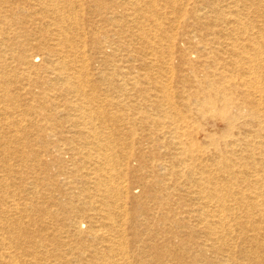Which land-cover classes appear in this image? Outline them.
Here are the masks:
<instances>
[{
    "label": "bare ground",
    "instance_id": "1",
    "mask_svg": "<svg viewBox=\"0 0 264 264\" xmlns=\"http://www.w3.org/2000/svg\"><path fill=\"white\" fill-rule=\"evenodd\" d=\"M192 1L124 0L136 24L126 33L139 46L127 49V67L93 73L82 24L92 0H0V16L18 21L24 34L0 42V172L24 157L45 166L32 145H23L26 152L9 145L34 131L28 117L51 101L71 123L65 131L57 121L59 132L90 145L79 172L89 169L88 179L95 180L83 195L102 198L87 241L76 231L43 253L57 264H72L69 256L75 264H129L124 241L104 231L114 230L117 214L123 221L130 215L135 226L143 215L150 219L158 264H264V0ZM95 4L97 12L104 10L102 0ZM90 37L91 47L107 56V42ZM27 46L34 51L28 54ZM35 55L43 57L41 64L32 61ZM9 58L22 71L11 70ZM23 81L27 88L20 92ZM22 101L26 109L17 104ZM121 131L131 140L125 147ZM0 183L10 186L1 174ZM131 185L142 189L145 201ZM119 201L131 213H123ZM7 203L0 208V264H51L18 260L11 241L28 238L37 223L15 221L11 229L7 213H20V203ZM79 204L61 207L80 215L92 203ZM6 227L14 232L9 243ZM135 251L141 262L147 259Z\"/></svg>",
    "mask_w": 264,
    "mask_h": 264
},
{
    "label": "rangeland",
    "instance_id": "2",
    "mask_svg": "<svg viewBox=\"0 0 264 264\" xmlns=\"http://www.w3.org/2000/svg\"><path fill=\"white\" fill-rule=\"evenodd\" d=\"M92 1V6L89 8L86 17L82 21L85 31L88 32L85 43L87 45L86 48L88 50L89 58L92 57V62L90 63L92 71L93 73H113V66H119L118 71H120V67L125 68L127 67L126 65L129 64L124 62V60H127L130 55L129 50H127L129 46L135 48L139 46L138 42L132 40L126 33L128 29L136 30V24H134L133 21H130V19H132L130 15L133 14L134 11L132 7L123 3L124 0H102L105 3V8L102 12H97L95 10L96 0ZM177 1L188 6L195 3V1L192 0ZM4 9L5 8H0V11L4 12ZM0 15H2V13H0ZM25 19L30 20L31 18L26 17ZM127 20L129 21V24L126 23ZM0 26L2 30L0 42L7 40L10 43H14L16 38H21V35H24L17 32L20 29H16L19 26L18 21H13L12 18L10 21V19L6 20L3 16H0ZM90 35H92V39L94 37L99 40L101 39L104 44L107 42L106 44L110 46L105 53L107 56H103L99 54V52H96L93 45L91 47L92 43L90 41ZM120 41L123 43L116 46V43H119ZM27 47H29V51L27 52L28 54L34 51L32 50V46ZM4 51L0 52V56ZM9 59V68L11 70L16 72L22 71V67L19 66L17 61L15 62L13 59ZM32 61L35 64H41L43 62V57L35 55L32 58ZM94 78L99 79L97 76ZM98 82L100 84L102 79H99ZM24 83L25 82L23 81L22 84L18 86L20 92H23L27 88V86H24ZM50 102L48 103V106L45 105L41 110H39V115L28 117L32 120L31 123L34 124V131H31L28 135H21L20 145L16 143L9 145L10 150L13 152H17L19 148L23 152H26L29 148L24 146L32 145V149L35 150L32 155L40 153L39 158L42 157V160H45V166L39 165V160H31L24 157L21 161L16 159L10 161L9 158V163L13 164V170L4 168L5 171L0 172L1 175H4L8 179V183L10 185L7 187L4 183H0V208L7 209V202L12 199L20 203V213H7L9 219L12 218L8 226H11V229L14 228L16 230L18 222L15 221H23L24 223L27 222V225L32 222L37 223L38 230L36 232L29 230L28 238H25L19 243L16 241L17 239L14 240L11 236V233L14 234L13 231L11 233L8 232L6 230L9 229L8 227L4 229V234L8 238L7 242L9 243L10 240L13 239V241H11V250L15 251L20 256L18 258L20 262L23 260L30 261L32 259H38L41 263H43L45 261L44 259H47L49 260V263L51 261V264H57L56 262H59V260H57L56 257L48 255V258L44 256L43 253L47 255V252H53L55 250L54 244L57 243V241L66 240L68 235L72 237L76 231H80L84 235V240L87 241L86 239L90 238L88 236L90 224H93L95 221H99L98 207L102 203V198L99 195H83L87 191L88 187L86 186L93 187V181L95 180L94 176H90L91 178L88 179L86 170L89 169L82 168V172H79V167H82V161L86 158V156H89L87 153L88 151H91L89 148L90 145L86 148V144L84 145L83 143L85 142V139L80 137V139L78 137L70 139L69 133L64 132V134L59 132L58 126L56 125L57 121L65 123L64 126H66L63 127L65 131L71 123L69 122V119H67L66 114L62 112L55 113L53 107H49ZM17 104L19 106H23L24 109H26L25 106L28 105L25 101ZM51 114L58 115L52 116ZM40 125L47 126V128L37 130V127ZM56 129H58V131ZM119 135L122 140L119 141V144L123 145L125 143L124 147L129 145V141L131 140L130 138H125V142L123 137L124 131L119 132ZM67 139H69V143ZM59 148L61 151H59ZM130 149L131 148H127L126 150ZM136 149L137 147L134 146L133 150ZM44 150L52 153L44 154ZM74 157H76V159H74ZM35 182L38 184L36 183L35 188L32 189V185L34 186ZM118 182H121V180ZM131 186V190L134 195H138L140 197L143 196V191L140 187H138V185ZM142 198L143 201L146 200V197L143 196ZM86 201L92 204H90L91 206L88 210L89 212L87 211L85 214L77 215L74 209L70 210V207L63 209L61 207V204H70L72 206L77 205V207H80L81 204H79V202ZM117 203H119V206L122 207L121 210L123 213L127 211V213H131L128 204V207L126 206L128 209L125 211L124 203L122 201ZM112 204L113 206H116L114 201ZM146 204L149 205V203ZM150 205H152V203H150ZM121 210L119 209L117 211L121 212ZM122 217L123 216L119 217V214H117L116 227L112 226L114 228L113 231H111L110 228L105 229L104 231L105 234L110 233L109 235L116 236V238L119 237L120 241H124L123 243L126 248H129L128 250L131 252L129 259L131 260L129 261L128 259V261L124 263L158 264V262L155 261L156 254L154 252V248L152 247L154 242L152 240L153 238H151L147 232L151 223L150 219L147 220L145 215H143L140 217L138 224L135 226L134 224H131L132 218H130V215L124 218V221ZM121 219L123 222L120 227L125 225L123 228H119V226H117ZM108 225L110 224L108 223ZM40 228L46 229L40 230ZM117 228L120 230L117 231ZM42 238L46 239L44 242L45 244L39 245L38 241H41ZM33 242L36 244H33ZM127 242L128 246L126 245ZM157 243L159 244V248H164V244H162L159 238L157 239ZM135 250L143 252L145 258L147 259L141 262L138 256L132 254L133 252L136 253ZM68 256L64 257L65 262L66 257ZM34 257H37V259ZM69 257L72 264H75V258L72 256ZM172 264L175 263L173 262Z\"/></svg>",
    "mask_w": 264,
    "mask_h": 264
}]
</instances>
